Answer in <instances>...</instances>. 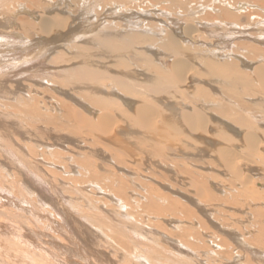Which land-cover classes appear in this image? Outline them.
I'll use <instances>...</instances> for the list:
<instances>
[{"label":"bare ground","instance_id":"6f19581e","mask_svg":"<svg viewBox=\"0 0 264 264\" xmlns=\"http://www.w3.org/2000/svg\"><path fill=\"white\" fill-rule=\"evenodd\" d=\"M40 1L27 2L29 7L36 9L32 15L28 14L33 21L18 17L17 28L22 35H40L42 38L33 37L28 42L25 40L26 43L20 41L17 47L23 49L28 46L34 50V56L49 58L56 65H51L53 68L50 69L54 76L50 77V81L44 80L48 87H41L44 94L41 97L39 90L33 87L26 96L15 92L16 96L10 98L11 101L4 103V100L0 103V143L3 147L13 148L20 159L14 158L16 163L21 166L24 164L29 171H35L47 184L50 185L49 176L53 177L60 172L63 179L72 182L70 187H66L87 203L88 207L84 208L88 210L82 215L88 225L83 224L82 218L81 222L78 218H66L64 215L58 217L61 221L56 220L50 217L52 214H48V209H43L46 212L43 214L45 223L50 224L54 234H57L52 236L44 231L45 228H39L38 220H34L33 216L27 217L28 213L25 215L30 208L26 207L25 210L22 207L20 209H24V212L18 213L17 210L12 211V208L9 211L0 206V264H93L94 261L92 263L90 258L101 264H115L109 258L106 260L107 255L97 248L100 240L107 241L110 246L122 247L121 237L127 238L126 234L138 236L139 232L142 233L141 229H150L151 226H155L154 230L156 227L160 230V242L165 244L170 239L172 243L170 248L164 245L155 249L157 244L153 245V251H157L150 258L155 264H231L232 258L236 257L237 260L243 254L235 251L234 255L236 247L248 250L245 248L248 243L254 245L256 240L262 241L264 208L257 207L251 211L255 216L256 233L249 239L243 237L239 240L240 233L236 232L235 224L228 222L229 219L225 217L233 216V211L228 210L230 214L221 211L223 221L218 223L216 220L215 223L209 220L208 211L199 204L214 201L231 205L229 209L241 207L242 203H239L243 202V198L239 201L238 196L248 199L245 205H251L255 201L264 202V182H257L252 174L255 169L250 167L255 156L257 162L264 163V109L262 114H258L256 110H259L261 104L258 106L256 102L253 105L255 112L250 107L247 110L243 108H246L248 98L258 99L264 106V0H245L246 4L249 2L257 5L259 11H246L241 2L243 0H44L49 3L44 6ZM2 3L0 2V6H3ZM23 6L22 3L20 7L25 8ZM0 10L4 11L2 8ZM242 18L247 22L242 24ZM80 19L84 20L83 23ZM209 26L218 27V31L235 27L240 29V34L247 32L253 42L237 41L233 44L232 48L235 49L232 51H226V48L219 50L217 48L220 47H214L215 41L210 40L216 34ZM13 30L16 29H11V32ZM7 114L45 125L40 127L41 134H55L50 140L52 143L48 139L35 143L40 158L32 155L35 151L31 150V144H27L30 147L23 148L25 145L12 142L13 139L9 137L11 132L13 135V132L19 133L22 130L18 131L14 127L18 126L16 123H6ZM17 120L21 126L22 120ZM35 125L32 126L33 130H39L37 123ZM180 141L183 145L181 147L178 146ZM168 150L180 152L182 157H214L216 161L214 158H206L203 164L209 168L217 166L219 171L222 170L235 179L229 186L222 182L229 195L223 198L214 195L211 191L213 188H209L208 184L211 178L216 177L206 173L208 171L187 166V162L195 166L188 160H183L186 161L183 167L171 168L176 173H173L175 178L172 179L187 184L189 193L183 194L178 188L177 191L173 184L168 186L166 183L169 175L166 172L169 169L158 158L162 154L166 155ZM27 151L31 153L30 156ZM144 158L152 170H148V173L155 180L138 182L140 192L137 197H133L128 191L129 180L142 175L139 171L142 168L137 166L143 163ZM246 160L252 163L249 165ZM42 164L50 166V170L43 168ZM17 171L18 173H11L14 177L10 176L11 182L20 181L18 174L21 170ZM263 175L264 167L261 177ZM143 177L142 175L141 178L144 179ZM57 181L60 183V180ZM231 184L233 187H230ZM88 192L102 193L116 208L110 209L111 205L108 208L107 201L104 200L103 206L94 205L95 199ZM221 199L223 202H220ZM72 203L70 202V206ZM75 205L78 204H74V207ZM60 208L62 211V207ZM43 210L37 214L43 216ZM196 210L200 214L203 212L206 220L200 218ZM220 210L227 212L224 207ZM65 212L67 215L68 211ZM210 215L213 217V213ZM120 217L129 222L125 219L127 224L123 220L122 224L119 223ZM5 219L11 220L10 223ZM209 221L215 224L218 234L212 237L208 234L201 236L199 230L205 232L208 226L214 228ZM15 223H18V227L23 226L24 230H18ZM30 226L33 227L32 230ZM105 226L111 236H117L111 237L104 232ZM75 235H79L78 239L84 238L94 250L87 252L93 249L91 247L87 251L83 249L77 243L78 239H74ZM207 237L212 238L211 241ZM205 240L213 242V248L207 246L209 243L200 244ZM198 244L200 248L207 250L200 251ZM131 254L127 252L123 259ZM138 255L137 264L148 258L147 255ZM246 256L249 257L248 254ZM130 260L131 257L128 258ZM151 261L149 260L150 263Z\"/></svg>","mask_w":264,"mask_h":264},{"label":"rangeland","instance_id":"374dc122","mask_svg":"<svg viewBox=\"0 0 264 264\" xmlns=\"http://www.w3.org/2000/svg\"><path fill=\"white\" fill-rule=\"evenodd\" d=\"M14 1H16V2H13ZM26 1V2H25ZM28 1H30V0H28ZM27 0H24L23 2H22V0H0V2H3L2 4H3V6H0V9L2 8V10H4V6L6 7L5 8V10H6V12H2L1 10H0V23H2L3 25H1L0 24V67L2 66V68H0V76H1V78H0V103H2L4 100V103L5 102H9V101H11V99L10 98H13L14 96H16L15 95V92H17V93H22L21 95H23V96H26V95H28L29 93H30V91H32L33 90V87H34V89H37V90H39L38 92L40 93L39 95H40V97H41V95H44L43 94V92H42V90H41V87H45L46 88V84H45V82H44V80H46V79H48L49 81H50V77H52V76H54L51 72H50V69L51 68H53V66L55 67L56 65L53 63V62H51L50 60H49V58H47V57H44V58H41V57H37V56H34L35 55V52H34V50H32V49H30V47H24L23 49L21 48H18L17 46L21 43V42H24L25 40H27V42L28 41H30L31 39H33V37L34 38H38L40 35H33V36H25V35H22V32H19V30H18V25H19V20L17 19L18 17H25V18H27L28 20H32L33 21V19H32V17L30 16V15H28V14H31L32 12H34L35 13V7H29V5H28V2ZM17 2H20L21 3V5H22V3L24 4V6H25V8H22V7H20L21 5H19L20 3H17ZM241 2H243L244 4H243V6H245L246 7V11H248V10H250V11H259L260 10V8L257 6V5H252L251 3H249L248 2V4H246L247 3V1H245V0H243V1H241ZM241 2L239 3V4H241ZM4 3H5V5H4ZM11 3H13V4H11ZM27 3V4H26ZM40 3H42V5L44 6V5H48L49 3H47L46 1H44V0H41L40 1ZM47 3V4H46ZM17 4V5H16ZM9 5V6H8ZM12 5V6H11ZM14 5V6H13ZM17 6V9H16V6ZM27 5H28V7H27ZM242 5V4H241ZM23 6V7H24ZM238 6V5H237ZM248 6H249V8H250V6H252L250 9L248 8ZM255 6V7H254ZM9 7V8H8ZM254 7V8H253ZM8 8V9H7ZM15 8V9H14ZM31 8V9H30ZM32 8H34L33 10H32ZM20 9V10H19ZM23 9V10H22ZM28 9H29V11H28ZM254 9V10H253ZM259 9V10H258ZM25 10V11H24ZM263 10V9H262ZM262 10L260 11V12H262ZM5 13H7L6 15H5ZM9 13V14H8ZM14 13V14H13ZM24 15V16H23ZM27 15V16H26ZM32 15V14H31ZM11 17V18H10ZM30 18V19H29ZM15 19V20H14ZM14 21V22H13ZM83 19H80V22L81 23H83ZM247 21H246V19L245 18H242L241 19V23L243 24V23H246ZM15 23V24H14ZM3 26H5V27H3ZM11 26H13V27H11ZM3 27V28H2ZM212 27V26H211ZM210 26H209V29H211V30H213V32L215 31V34L216 35H213L212 36V38L210 39V40H213V41H215V48H217V47H220V48H217V49H219V50H225L224 48H226V51H232V49H235V48H232L233 47V44H235L237 41H245V42H247V40H248V42H251L252 40H253V38L251 39V38H249L248 36H250L249 34L247 35L246 33L247 32H245L244 34H240L239 33V30L240 29H235V27H229V28H226V29H221V31H218V30H220L218 27H212L211 28ZM7 28V29H6ZM16 29V30H13V32H11V29ZM232 29V31L231 32H229V30H231ZM253 29H255V28H253ZM8 30H10L9 32H8ZM234 30H236L235 32L237 33V34H235L234 33ZM237 30H238V32H237ZM244 30H246L245 28H244ZM17 31V32H16ZM247 31V30H246ZM248 31H251V29H248ZM6 32V33H5ZM223 33V35L221 34V33ZM5 33V34H4ZM13 33V34H12ZM55 32H52V34H54ZM224 33H226V34H224ZM221 34V35H220ZM231 35V34H235V35H231V36H229V35ZM11 35V36H10ZM14 35H16V36H14ZM225 35V36H224ZM227 35V36H226ZM247 35V36H246ZM7 36V37H6ZM24 38V39H18V38ZM22 36H25V37H22ZM214 36H215V38H214ZM246 36V37H245ZM257 36H258V34H257ZM216 37H217V39H216ZM25 38H27V39H25ZM31 38V39H30ZM39 38H42V36H40ZM38 38V39H39ZM15 39V40H14ZM215 39V40H214ZM262 40H263V38H261ZM259 40V39H258ZM21 41V42H20ZM221 41V42H220ZM253 42V41H252ZM25 43H26V41H25ZM13 45V46H12ZM8 46H10V47H8ZM14 46H16V47H14ZM223 46V47H222ZM264 46V45H263ZM6 47V48H5ZM7 47H8V49H7ZM3 48V49H2ZM27 49V50H26ZM9 51V52H8ZM12 53H11V52ZM32 52V53H31ZM33 53H34V55H33ZM2 54V55H1ZM236 54V53H235ZM14 55V56H13ZM24 55H25V57H24ZM27 55V56H26ZM29 55V56H28ZM238 55H240V54H238ZM3 56V57H2ZM4 60H3V59ZM11 59V60H10ZM16 59V60H15ZM37 59H39V61L37 60ZM22 60H23V62H22ZM33 60V61H32ZM45 61V62H44ZM7 62V63H6ZM13 62V63H12ZM35 62H36V64H35ZM24 63V64H23ZM2 64V65H1ZM40 64V65H39ZM5 65V66H4ZM22 65V66H21ZM31 65V66H30ZM44 65V66H43ZM51 65H53V66H51ZM9 66V67H8ZM17 66V67H16ZM27 66V67H26ZM47 67V68H46ZM50 67V68H49ZM29 69V70H28ZM242 69H245V70H247L246 68H244V67H242ZM13 70V71H12ZM47 70V71H46ZM24 71V72H23ZM49 71V72H48ZM11 72V73H10ZM33 75H35V76H33ZM2 76H3V78H2ZM39 76H40V79H39ZM11 78V79H10ZM3 79V80H2ZM33 79V80H32ZM36 80V82H35V80ZM59 79V78H58ZM5 80V81H4ZM33 82H32V81ZM60 80V79H59ZM3 81V82H2ZM26 83H28V84H26ZM18 84H22V85H18ZM26 84V85H25ZM40 84V86H38ZM7 85V86H6ZM4 86V87H3ZM5 86H6V88H5ZM37 86H38V88H37ZM32 87V88H31ZM40 87V88H39ZM48 87V86H47ZM13 88V89H12ZM19 88V89H18ZM11 89V90H10ZM22 91H21V90ZM47 89V88H46ZM25 90V91H24ZM48 90H49V88H48ZM5 91V92H4ZM11 93H10V92ZM29 91V92H28ZM42 93H41V92ZM8 92V93H7ZM24 92V93H23ZM14 93V94H13ZM27 93V94H26ZM9 99V100H8ZM2 100V101H1ZM8 100V101H7ZM248 100H250L251 102H249ZM257 100V101H256ZM256 100H253V99H246V101L249 103H247L246 102V108L245 107H243L244 108V110H247L249 107V109L252 111V110H254V112H255V109L253 108V105H254V103L256 104V105H260L259 106V110H256V111H258V112H256V115H257V113L258 114H262V112H263V109H264V106L262 105V103L258 100V99H256ZM50 101H52V99L50 98ZM254 101V102H253ZM6 106L8 105V103H6L5 104ZM263 106V107H262ZM9 109V108H8ZM6 111V109L4 108V112ZM250 111V112H251ZM7 116L8 117H5V120L7 121L6 123H9V121H11L9 124L11 125V123H14V125H15V123L18 125V126H14V127H16L17 128V130L18 131H21L22 130V132H13V135H12V132H11V136L9 135V137H11L10 139L12 140V142L13 141H17L16 143H18V144H20L21 146H23V145H25V146H23V148H26V146H28V147H30V145H27V144H31V150H33V151H35V153H33L32 152V155L34 156V158L35 157H37V158H40L41 157V155L39 154V151H38V149H37V147L36 146H34L35 145V143L37 144V142L38 143H41L40 141H47V139L49 140L48 142H50V143H52L50 140H52L51 138H53L54 136H55V134H49V133H44V134H41V130H40V127H43V126H45V125H43V124H41V123H38V122H36V121H31V120H29V119H27V118H25V119H27V120H25V119H22V118H17V117H11L12 115H9V114H7ZM8 118V119H7ZM17 120V119H20V120H22V123L24 124V126H23V124L20 126V123H19V121H18V123H17V121H15L14 122V120ZM25 121H26V123H27V125H25L26 123H25ZM5 122V121H4ZM37 123V128L39 129V130H33V127H36V124ZM30 125V126H29ZM33 125H35V126H33ZM264 125V124H263ZM25 126H27V127H25ZM33 126V127H32ZM25 127V128H24ZM20 130H19V129ZM24 128V129H23ZM26 128H27V130H26ZM11 129V128H10ZM12 130H13V128H12ZM16 130V129H15ZM26 131V132H24V131ZM36 131V132H35ZM24 132V133H23ZM22 133V134H21ZM23 134H24V137L26 138V136H28L27 137V140L25 139L24 140V137H23ZM27 134V135H26ZM34 136L35 134V136H34V138H33V136ZM46 134V135H45ZM19 135V136H18ZM21 135H22V138H19V137H21ZM52 135H54V136H52ZM15 136V138H13ZM38 136V137H37ZM18 137V138H17ZM48 137H50V138H48ZM39 139V141H38V139ZM17 139V140H16ZM30 139H33V141H31ZM23 142H22V141ZM34 140L36 141V142H34ZM21 142V143H20ZM30 142V143H29ZM169 143V142H168ZM175 144H177V143H175ZM183 146L182 145V142L180 141L179 142V147H181V146ZM0 148H2V150H0L1 152H0V177L1 176H3V177H1L0 178V206H3V207H1V208H4V207H6L9 211H11V209L10 208H12V211L14 210L15 212H17L18 211V213L20 212H24V209H20V208H25V210H26V207H27V209H29V210H26V212H25V215L27 216V217H29L30 215L31 216H33V219L34 220H38L37 221V224H38V226H39V228L42 230L43 228H45L44 229V231L45 232H48V233H51V235L53 236V235H56L57 236V234H54V232H53V230H52V226H49L50 224H46L45 223V221H44V219H43V217H44V215L46 214V212L43 210V209H48V212H50V213H48L49 215L50 214H52V215H50V217H53V218H55L56 220H60L59 218L60 217H62V215H64L66 218H78V220L79 221H83V224L84 225H88V223L83 219V217H84V215H82L83 213H85V212H87V208H84V207H88V205H87V203H85V201L80 197V196H78V195H76L74 192H72V190L71 191H69L68 189V187H70L71 186V184H72V182H70L69 180H66V179H63L64 177H63V175L61 174V172L58 174H56V175H54L53 177H51V176H49V183H50V185L49 184H47L44 180H42L39 176H37L36 174H35V171H29V169H27L25 166H21L20 164H17L16 163V161L17 160H14V158L15 159H18V160H20L19 159V157H18V155L16 154V152H15V150L13 149V148H10V146L9 147H3L2 146V143H0ZM177 146V145H176ZM168 147H172V146H169L168 145ZM192 148V147H191ZM7 151V152H6ZM14 151V152H13ZM28 151H30V149L28 150ZM27 151V153L29 154V152ZM178 151V150H177ZM24 152V151H23ZM166 152V151H165ZM167 154L165 155V154H162L160 157H158L159 159H162V161H160L161 162V164H163V165H165V167H167L168 169H169V171H167L166 172V174H167V176L169 175V180L167 181V185L168 186H171V184H173L174 186H173V188L174 189H176L177 191H178V189H179V191L181 192V193H185V194H187V193H189L188 192V185L187 184H185V183H183V182H178V181H176V180H174V179H172V178H175L174 176V174H176V173H174L172 170L173 169H176V168H180V167H183L184 166V164L186 163V161H184L183 162V160H188V161H192V163L193 164H195V166L194 165H192L190 162H187L188 164H187V166H193L194 168L195 167H197L196 169H202L203 170V172H205V171H208V172H206V173H211L212 175H214L216 178V180L215 179H213V178H211L212 179V181H211V179L209 180V179H207V180H209V188H213L211 191L214 193V195H216L217 197H226V196H228L229 194V192L227 191L226 192V190H225V187L227 186V184H228V186H229V184L230 183H232L233 182V177H229L228 175H226L227 173L226 172H223L222 170H220L219 171V169H217V166H214V167H212V168H209V167H207V165H205V164H203V162L204 161H206V158L207 159H209L210 158V160H212L214 157H207L206 156V158L205 157H203V158H201V157H197V156H192L193 157V160H192V157L191 156H189V155H184L183 157L182 156H180L179 155V153H177V152H173V151H170V150H168L167 152H166ZM172 153V154H171ZM3 156H2V155ZM24 154V153H23ZM31 154V153H30ZM30 154L28 155V156H30ZM177 154V155H176ZM168 155V156H167ZM171 155H173V156H171ZM173 157V158H172ZM185 157V158H184ZM262 157H264V153H263V151H262ZM11 158V159H10ZM157 158V159H158ZM167 158V159H166ZM204 158H205V160H204ZM29 159H31L30 157H29ZM170 159H172L171 161H173L174 159V161L173 162H171L170 161ZM178 159H179V161H178ZM199 160V161H198ZM253 160H254V163H252L251 161H249V160H246V162H247V164H249L250 165V163H252L251 165L252 166H250L251 168L253 167V169H255V170H253L252 171V174H254L253 175V177L257 180V182H259V181H263L264 182V175L261 177V174H262V168L264 167V163H259V162H257L258 161V159H257V157L255 156L254 158H253ZM2 161V162H1ZM4 161V162H3ZM136 161H138V160H136ZM178 162L179 163V165H178V163L176 164V162ZM214 161H216L215 160V158H214ZM10 162V163H9ZM146 162H148L145 158H144V160H143V163L142 164H140L139 166H137V167H139V169H141V170H139L140 171V175L142 174L144 177V179H142L141 178V176H139V177H137L135 180H129L130 182V187H129V189H128V191H129V193L131 192V196H133V197H137V194L140 192L139 190H138V188H139V186H140V184L138 183V182H141V183H143V181L146 179V180H148L149 182H154V180H155V177L153 176H150V174L148 173V170L149 171H152L150 168H149V166L147 165V163ZM5 163V164H4ZM15 163V164H14ZM259 163V164H258ZM11 165V166H10ZM15 165V166H14ZM167 165H169V167L167 166ZM261 165V166H260ZM42 166H44L43 164H42ZM45 166H47V165H45ZM43 167V168H48L49 170H50V166H47V167ZM133 166V165H132ZM15 167V168H14ZM16 167H19L18 169L19 170H21V171H23V172H19V174H18V176L20 177V181L18 182V181H13L12 180V182H14V183H12L11 182V178H10V176H12L11 175V173L12 174H14L15 172H17L18 173V169L16 168ZM50 167V168H49ZM173 169H172V168ZM176 167V168H175ZM254 167H256V168H254ZM193 168V169H194ZM215 168V169H214ZM258 168H261V169H258ZM48 169H46V170H48ZM57 169H59V168H57ZM56 169V170H57ZM257 169V170H256ZM48 170V171H49ZM52 170H54V169H52ZM55 170V171H56ZM261 170V171H260ZM130 171V170H129ZM132 171V170H131ZM130 171V172H131ZM219 171V172H218ZM256 171V172H255ZM260 171V172H259ZM1 172H2V174H1ZM14 172V173H13ZM57 172V171H56ZM258 172V173H257ZM24 173V174H23ZM132 173V172H131ZM174 173V174H173ZM260 173V174H259ZM60 174L62 175V177L60 176ZM257 174H259V175H257ZM148 175H149V177H148ZM172 175H174V176H172ZM7 176H8V178H7ZM147 176V177H146ZM13 177V176H12ZM229 177V178H228ZM14 178V177H13ZM33 178V179H32ZM138 178H140V179H138ZM260 178H262V179H260ZM4 179V180H3ZM8 179V180H7ZM154 179V180H153ZM171 179V180H170ZM220 179V180H219ZM57 180H60V183H59V181H57ZM140 180V181H139ZM152 180V181H151ZM178 180V179H177ZM226 180V181H225ZM235 180V179H234ZM259 180V181H258ZM5 181V182H4ZM11 183H10V182ZM21 181H23L24 183L22 184V182ZM68 183H67V182ZM225 181V182H224ZM6 182H7V184H6ZM65 182V183H64ZM172 182V183H171ZM174 182H175V184H174ZM208 182V181H207ZM216 182V183H215ZM218 182H219V184H218ZM221 182V183H220ZM222 182L226 185H224V184H222ZM53 183V184H52ZM67 183V184H66ZM138 183V184H137ZM178 183V184H177ZM179 183L182 185V186H179ZM237 183V181H235V184ZM21 184H22V186H21ZM25 184V185H24ZM60 184V185H59ZM65 184V185H64ZM224 186V187H222V185ZM234 184V183H233ZM233 185V186H235V188H236V185ZM5 185V186H4ZM15 185V186H14ZM184 185V186H183ZM212 187H211V186ZM6 186H8V188L6 187ZM27 186V187H26ZM66 186H68V187H66ZM216 186H217V188H216ZM220 186V187H219ZM232 186V184L230 185V187H233ZM5 187V188H4ZM51 187V188H50ZM137 187V188H136ZM182 187H187V188H182ZM219 187V188H218ZM223 189H222V188ZM58 188V189H57ZM62 188V189H61ZM67 188V189H66ZM178 188V189H177ZM55 191V192H53V190ZM61 189V190H60ZM64 189V190H63ZM225 190V191H222V190ZM185 190V191H184ZM220 190V191H219ZM230 192H231V190L230 189H228ZM60 191V192H59ZM187 191V192H186ZM216 191V192H215ZM68 192V193H67ZM70 192H71V194H70ZM104 192H106V191H104ZM27 193V194H26ZM57 193V194H56ZM89 194H91V198L92 199H95V202H94V205H97V206H103V202L105 201H107V207L109 208V206H110V209L111 208H116V205L114 204V203H111L110 201H108V198L106 197V196H104L102 193H90V192H88ZM67 194H69V195H67ZM97 194H99V195H97ZM39 195V196H38ZM51 195V196H50ZM92 195H93V197H92ZM103 195V196H102ZM95 196V197H94ZM58 197V198H57ZM72 197H74V199L72 198ZM99 197V198H98ZM102 197H103V199H102ZM24 198V199H23ZM28 198V199H27ZM241 198H243L242 199V201L243 202H240L239 204H241L242 203V205H241V207L240 206H235L234 208H230L229 209V207H231V205H225V203H218V202H215L214 203V201L212 202V201H206L204 204H205V206H204V204L202 203H200L199 204V202H198V204H199V206H201L205 211L207 210L208 212H207V214H208V217L210 218L209 220L210 221H212V222H215L216 223V220H217V222L218 223H220V222H222L223 220V218L222 217H224L221 213L222 212H225V213H231L232 211V214L234 213V215L233 216H231V217H229V216H225V217H227L229 220H228V222H233L234 224H235V229L237 230L236 232L237 233H240L239 234V240H241L243 237H245V239H249V238H251L255 233H256V228L254 227L255 226V216H254V213L253 212H251V211H253L255 208H257V207H262V208H264V202H261V203H259V202H252L251 203V205H249L248 203L245 205V202L248 200L247 198V200L246 199H244V197H242V196H238L237 197V199L240 201L241 200ZM54 199V200H53ZM99 200V202H100V204H98V200ZM5 200H7L6 202H5ZM20 200V201H19ZM28 200V201H27ZM72 200V201H71ZM104 200V201H103ZM23 201H24V203H23ZM69 201V202H68ZM77 201L80 203H77ZM10 202V203H9ZM33 202V203H32ZM66 202V203H65ZM70 202H73L72 203V205L70 206ZM220 202H223V199H221V201ZM7 203V204H6ZM9 203V204H8ZM53 203H55V204H53ZM61 203V204H60ZM254 203V204H253ZM25 206H24V205ZM52 204H53V207H52ZM57 204V205H56ZM74 204H78V205H80V206H78V205H75V207H74ZM86 204V205H85ZM209 206H208V205ZM211 204V205H210ZM6 205V206H5ZM57 207H56V206ZM67 205H69L68 207H69V210H68V207H67ZM109 205V206H108ZM115 205V206H114ZM214 205H216V206H214ZM222 205V206H221ZM34 206V207H33ZM66 206V207H65ZM77 206V207H76ZM114 206V207H113ZM212 206V207H211ZM219 206V207H218ZM224 207L226 210H227V212L226 211H224V210H220V208L221 207ZM60 207H62V211H60L61 210V208ZM79 207V208H78ZM208 209H207V208ZM214 207V208H213ZM216 207V208H215ZM238 207V208H237ZM253 207V208H252ZM16 208V209H15ZM39 208V209H38ZM58 208V209H57ZM64 208V209H63ZM67 208V209H66ZM75 208V209H74ZM241 208V209H240ZM19 209V210H18ZM41 209V210H40ZM212 209V210H211ZM235 209V210H234ZM17 210V211H16ZM21 210V211H20ZM44 211V212H42V215L43 216H41V215H38L37 213H39V212H41V211ZM56 210V211H55ZM63 210H64V212H63ZM68 211V214L66 215V213L67 212H65V211ZM203 210V211H204ZM228 210H230V211H228ZM241 210V211H240ZM243 210V211H242ZM28 211H30V212H28ZM34 211H36V213L34 212ZM52 211V212H51ZM74 213L73 215H72V213ZM197 212L199 211V210H196ZM211 211V212H210ZM222 211V212H221ZM240 211V212H239ZM56 212V213H55ZM64 214H63V213ZM135 212H139V211H135ZM220 212V213H219ZM263 212H264V210H263ZM76 213H78V214H76ZM213 213V217L210 215V214H212ZM219 213V214H218ZM34 214V215H33ZM36 214H37V218L35 219V217H36ZM59 214V216H57V215ZM70 214V215H69ZM80 214H81V216H80ZM86 214V213H85ZM110 213H108V215H109ZM200 218H202V219H204L205 218V215L203 216V212H202V214H200L199 212L198 213H196ZM200 214V215H199ZM226 214V215H227ZM219 215V216H218ZM57 216V217H56ZM74 216V217H73ZM110 217H112L111 215H109ZM59 217V218H58ZM82 218V219H81ZM120 218H121V222H119L120 221ZM120 218H118L119 219V223H121L122 224V220H123V223L125 224H127V221L129 222V220H127L126 218H123V217H120ZM213 218V219H212ZM220 220H219V219ZM239 218V219H238ZM39 219H40V221H39ZM81 219V220H80ZM127 221H126V220ZM204 220H206V219H204ZM214 220V221H213ZM5 221L7 222V223H10V221L11 220H7V219H5ZM61 221V220H60ZM81 221V222H82ZM209 221V222H210ZM220 221V222H219ZM212 222H210V223H212ZM44 223H45V225H44ZM18 223H15V225L18 227V225H17ZM8 225V224H7ZM47 225H48V228L49 227H51V229H49L48 230V228H47ZM209 225V224H208ZM212 225L214 226V228L213 227H209L208 226V228H206V231L204 232V230H199L198 232H199V234H201V236L202 235H205V234H208V235H210V237H212V235H215L216 233H217V229H216V226H215V224H213L212 223ZM8 226H10V225H8ZM43 226H45V227H43ZM31 227V226H30ZM153 227H155V226H151V228L150 229H145V228H143V229H141V231H142V233H138V236L137 235H134V234H126V237L127 238H124V237H121L120 238V244H121V246L123 247V248H125L126 247V249H122V247H118V246H110L108 243H107V241H105V240H103L102 238V240H100V242L97 244V248H99V249H101L107 256H106V260L109 258L112 262H114L115 264H137V261H136V256L141 252V254H139L138 256H143V255H147L148 256V258H147V260H145L143 263H140V264H155L154 262H152L151 261V258L150 257H152V256H154V254H155V252L157 251H153V250H155V249H160L161 248V246H164L165 245V247H167V248H170V246L172 245V243L170 242L171 240L170 239H167L168 240V243H167V241L165 242V244L164 243H162V242H160V240L159 239H161V236H160V230H158L157 229V227H156V229L154 230L153 229ZM22 228L23 230H24V227L23 226H21V227H18V230H20V229ZM63 228H65V227H63ZM81 228H83V226H81ZM21 229V230H22ZM33 229V227H31V229L30 230H32ZM154 231H153V230ZM198 229H200L199 227H198ZM48 230V231H47ZM51 230V231H50ZM65 230H67L66 228H65ZM77 231H79L80 229H76ZM103 231L104 232H106L109 236H111V234L108 232V230H107V228H106V226L105 227H103ZM152 231V232H151ZM145 232V233H144ZM148 234H147V233ZM254 232V233H253ZM152 233V234H151ZM79 234V233H78ZM218 234V233H217ZM141 235V236H140ZM152 235H154V236H152ZM247 235V236H246ZM115 236H117L116 234H114V236L112 235L111 237H115ZM151 236H152V239H151ZM133 237H134V239H133ZM150 237V238H149ZM210 237H207L208 239L207 240H210L211 241V239L212 238H210ZM76 238L78 239L79 238V235H75L74 236V239L76 240ZM118 238H119V234H118ZM155 238H156V240H155ZM129 239V240H128ZM145 239V240H144ZM158 239V240H157ZM206 239V238H205ZM74 240V241H75ZM83 240V241H82ZM85 239L83 238H81L80 237V239H78V241H77V243H79V245L83 248V249H85L86 251L88 250V249H91V248H93V246H91V245H88V243L86 242V240L84 241ZM119 240V239H118ZM141 240V241H140ZM150 240V241H149ZM154 242H153V241ZM207 240H205V241H203V242H201L200 244H203L204 243V245H205V243H206V245L208 246V247H212L213 248V246H212V244H214L213 242L212 243H210V241H208L207 242ZM82 241V242H81ZM153 242V244H152V242ZM124 244H123V243ZM151 242V243H150ZM233 242V241H232ZM255 242H257V243H255ZM259 242V243H258ZM155 243V244H154ZM199 243V242H198ZM234 243V242H233ZM253 243V242H252ZM261 243V244H260ZM87 244V245H86ZM157 244V245H156ZM160 244V245H159ZM171 244V245H170ZM249 244V245H248ZM247 244V247L245 246V248L246 249H248V250H251V251H249L248 252V250H245V249H241L239 246L238 247H236V249L233 251L234 252V255H236L235 254V251H239L240 253H243V254H240L241 255V257H239V259L237 258V260H236V257H234V258H232V262H231V264H249V262H250V264H257V262H258V264H264V239L261 241V240H256V241H254V245H252V244H250V243H248ZM257 244V245H256ZM127 245V246H126ZM141 245V246H140ZM153 245H156V248H155V246H153ZM251 245H252V247H251ZM259 245V246H258ZM262 245V246H261ZM160 246V247H159ZM169 246V247H168ZM198 246H199V250L200 251H206L207 249L206 248H200L201 246L198 244ZM236 246V245H235ZM87 249H86V248ZM91 247V248H90ZM140 249H139V248ZM146 247V248H145ZM210 247V248H211ZM261 247H262V250H261ZM113 248V249H112ZM118 248V249H117ZM121 248V249H120ZM151 248H152V251H151ZM155 248V249H154ZM214 248H215V245H214ZM250 248V249H249ZM144 249V250H143ZM150 249V251L148 252V250ZM205 249V250H204ZM257 249H259L261 252H259V250H257ZM92 250H94V248L93 249H91V251H87V252H92ZM120 250H122L121 252H120ZM134 250H136L137 251V253H136V251H134ZM140 250V251H139ZM169 250H171V249H169ZM138 251H139V253H138ZM242 251V252H241ZM247 251V252H246ZM252 251H254V252H252ZM128 252V254L130 253H132L131 254V256H126V259H123V258H125V256H124V254L126 255V253ZM144 252V253H143ZM154 252V253H153ZM248 254V256L249 257H247L246 255V253ZM255 254V256L252 254ZM259 252V253H258ZM149 253V254H148ZM153 255H152V254ZM196 253H198L197 251H196ZM122 254V255H121ZM137 254V255H136ZM151 254V255H150ZM246 254V255H245ZM133 255V256H132ZM233 255V256H234ZM254 256V257H253ZM131 257V262L130 261H128V258H130ZM133 257H135V258H133ZM115 258V259H114ZM241 258V259H240ZM249 258V259H248ZM251 258H252V260H251ZM91 259V261H92V263H93V261H94V263L93 264H101L100 262H98V260H95L94 258H90ZM153 259V258H152ZM156 259V258H155ZM149 260L151 261V263L149 262ZM222 260V259H221ZM254 260V261H253ZM239 261V262H238ZM257 261V262H256ZM105 262V261H104ZM134 262V263H133ZM237 262V263H236ZM253 262V263H252ZM103 264V263H102Z\"/></svg>","mask_w":264,"mask_h":264}]
</instances>
